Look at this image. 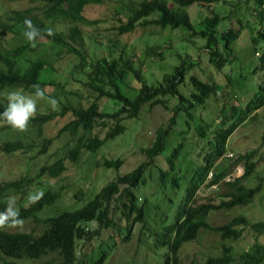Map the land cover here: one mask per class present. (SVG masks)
Here are the masks:
<instances>
[{"label":"trees","instance_id":"1","mask_svg":"<svg viewBox=\"0 0 264 264\" xmlns=\"http://www.w3.org/2000/svg\"><path fill=\"white\" fill-rule=\"evenodd\" d=\"M102 1L45 0L42 5L10 8L5 19H0V91L21 87L25 92L34 93L31 87L34 83H39L41 88H46L48 84L55 86L56 92L52 94L47 91V94L62 103L60 112L38 111L30 126H38L39 132L56 115L71 113L56 136L68 131L75 141L70 145L66 143L67 149L62 156L41 164L38 175L46 174L47 182L59 178L66 169L65 159L76 161L82 150L95 151L106 140L123 132L126 128L122 120L123 113L127 117H136L142 106L148 103L162 104L172 110V114L166 124L156 128L153 142L142 146L146 157L144 160L129 171L118 172L79 205L41 216L39 213L58 199L64 184L59 188L45 186L44 198L38 204L25 208L29 192L39 191L44 180L34 181V176L22 174L18 178L0 181V195L4 197L0 200V211L6 207L9 193H19L16 200L21 218L24 221L31 219L35 225H39L38 228L34 225L30 229L0 230V260L3 264H109L122 243H128L133 238V251L129 254L120 253L116 258L118 264H181L183 244L195 239L202 229L219 231L223 239L240 237L242 228L239 226L247 223L244 214H236L227 222L217 225L211 224L207 215L213 209L246 204L262 189L261 181L255 186L244 182L259 163L254 158L257 149L237 155L230 167L215 164V160L225 155L227 138L237 125L264 104V49L259 55L260 63L255 66V69L263 66L260 83L242 105L235 103L233 96L219 82L203 79L192 72L191 69L200 61L187 51L184 55L181 50H175L176 53L172 51V57L177 59L172 70L163 74L160 83H149L135 59L127 55L123 45L117 48L115 40L104 45L108 49L106 54L90 53L84 47L79 23L89 25L98 21L85 16V7L89 3ZM213 1L217 0H140L137 6L130 8L126 18L114 11L117 22L113 27L123 34L138 26L155 24L178 28L186 37H203L202 47L206 49L209 61L221 68L232 58L231 45L240 28L230 26L218 30L217 24L224 15L212 8L210 14L204 15L194 24L186 10L193 3L209 5ZM256 2L261 6L256 12L260 25L252 36L253 42L264 40V0ZM25 18H30L42 32L53 28L56 35L45 36V39L59 47L56 59L71 54L80 57L70 75L64 76L54 69L49 78L44 76L43 68L48 63L43 55L36 53L40 39H37L36 47H32L24 37ZM61 23H65L66 28H57V24ZM11 33L13 36L20 35L25 41L10 45L7 34ZM186 42L192 45L189 38H186ZM171 48L170 43L166 46L151 45L145 48V55L162 58L163 51ZM115 50L119 52L116 54ZM128 73L133 74L139 86H128L125 82ZM126 86L135 91L128 92ZM218 92L221 113L219 126L209 129V133L208 122L197 126L199 139L188 157L194 162L190 168L185 157L180 159L184 140L167 146L169 135L181 115L189 128L196 109L203 107L210 96L217 97ZM60 95L65 98L60 99ZM68 95L78 96L79 105H74ZM166 95L176 96L177 101L169 105ZM82 97L86 102L81 101ZM101 98L114 99L120 106L113 112L103 110ZM5 108L0 100V112ZM229 117L235 119L227 123ZM110 118L113 120L107 123ZM99 124L107 127L103 136L92 133ZM5 128L11 127L0 126V130ZM25 138L20 136L4 141L1 148L6 151H24L35 145ZM52 139V136L44 138L42 150L48 147ZM240 162H243V172L226 180L229 190L223 192L219 200L214 194L205 200L198 199L197 189L209 172L211 176L206 184L217 185L231 172V167ZM103 163L119 168L122 158H105ZM144 185H152L150 192L141 189ZM81 191L79 189L74 193L77 200L82 199L78 195ZM92 222L95 226L91 225ZM250 225L257 233H264V220L253 221ZM202 264H264V243L254 242L249 249L235 254L232 245L223 242L220 253L208 255Z\"/></svg>","mask_w":264,"mask_h":264},{"label":"rangeland","instance_id":"2","mask_svg":"<svg viewBox=\"0 0 264 264\" xmlns=\"http://www.w3.org/2000/svg\"><path fill=\"white\" fill-rule=\"evenodd\" d=\"M140 0H103L102 2H93L86 5L84 14L88 19H97L96 23L89 25L80 24L83 31V45L88 52L94 51L97 55L106 54L108 49L104 46L109 41L115 40L116 47L123 45L124 50L132 56L136 63L141 67L144 77L149 83L158 84L162 81L163 74L172 70L173 65L177 62L172 57V51L181 50L183 55L185 51L190 53L194 58H198L200 63L194 66L191 71L198 74L206 80H215L220 83L223 88L229 91L233 96L235 103L244 104L251 93L257 89L260 83L263 66H255L260 63V53L264 49V40L253 42L252 36L256 32V27L260 25L257 20L256 12L261 6L256 0H217L208 4L193 3L186 8L190 20L196 24L206 14H210V9L224 15L217 24L218 30H225L232 27H239L237 38L233 41L232 58L221 67L217 68L209 61L204 45L203 37H186L178 28L161 27L159 25H148L145 27L138 26L135 30L119 34L113 25L117 22L116 14L126 18L130 13V8L137 6ZM45 0H0V19H5V15L10 8H25L31 5H42ZM57 28H66L65 23L57 24ZM9 43L12 46L24 42V38L20 35L7 34ZM189 38L192 45L186 42ZM171 44L170 50H164V57L158 55H145V48L151 45ZM0 48H2L0 44ZM58 46L52 44L49 40H40L37 45L36 53L43 55L47 60V65L43 68L44 76L49 78L53 70L57 69L62 75H70L71 69L78 63L80 57L71 54L63 59H56L58 56ZM116 54L119 52L114 51ZM198 53H200L198 57ZM53 66V67H52ZM128 86H139V82L134 78L132 73H128L125 77ZM125 87L128 92L133 93L135 90ZM47 91L55 93L54 85H46ZM12 91H22L24 94H32L25 92L21 87L5 88L0 91V100L7 107V94ZM85 91L83 92V95ZM64 99V95L59 96ZM169 105H173L177 98L173 95H166ZM33 98H35L33 96ZM69 100L74 105H79L78 96L68 95ZM220 92L218 96H210L206 99L205 105L196 109L195 117L188 124L185 123L183 116H179L175 129L170 133V142L167 146H172L180 140H184V149L180 156L187 159L188 167H193L194 162L188 157L192 153V147L197 144L199 136L197 134V126L202 122H208L209 129H215L219 126L220 113ZM56 99V98H54ZM59 102V110H54L47 100L37 101L38 111H57L60 112L61 102ZM82 102H86L82 97ZM100 106L103 110L113 112L117 110L120 103L111 98H101ZM172 110L162 104L149 105L145 103L136 117H127L123 113V122L126 128L123 132L115 137L109 138L105 143L95 151L82 150L78 160L65 159L66 169L61 173L59 178L52 179L47 182V175H38L41 164L50 163L56 158L62 156L67 149L66 143L70 145L75 139L71 138L68 131H63L56 136L60 127L71 117L68 112L65 115H56L43 127V131H38V126H30L26 132H19L12 128L0 130V181L18 178L22 174L34 176V181L44 180L39 190H43L45 186L61 188V194L58 199L39 214L45 216L54 212H58L63 208L79 205L86 198L91 197L104 183L113 178L118 172H126L134 168L139 162L144 160L145 154L142 146L150 145L155 138V130L161 124L168 122ZM233 117L226 119L230 123ZM113 119H108L110 123ZM107 127L97 125L92 133H98L100 136L105 134ZM185 129V130H182ZM26 137L35 143L34 146L28 147L26 150L6 151L1 148V144L7 140H13L17 137ZM52 136V141L46 149L42 150L44 138ZM186 137V138H185ZM185 138V139H184ZM202 140L199 141V145ZM225 155L217 158L215 164H222L226 167L232 166L233 160L239 154H243L252 149H257L255 159L259 161L257 168L244 180L249 186H255L261 181L262 189L258 191L252 200L246 204H237L232 207H222L210 210L207 220L214 225L221 224L230 220L236 214H244L247 223L239 227L242 228L240 237L223 239L219 231L213 229H202L199 235L188 242H185L181 249V264H202L203 260L210 254H218L222 249V244H231L235 254L243 252L254 243H264V233H257L251 223L256 220H264V104L252 111L242 122H240L232 134L226 141ZM170 147H168L169 149ZM122 158L119 168L107 166L103 163L104 159ZM178 163V161H177ZM231 172L227 174L217 185H207L206 182L211 176V172L207 174L205 181L197 189L199 200H205L209 195H215L219 200L221 194L229 190L226 180L234 178L243 172V162L237 163L231 167ZM41 184V183H40ZM78 195L82 198L77 200L74 193L79 191ZM146 193L150 192L152 185H144L141 187ZM19 193H9L7 198H19ZM4 199L0 195V200ZM35 223L31 219L25 220L22 229H30ZM95 226V223H91ZM37 228L39 225H35ZM136 227V226H135ZM135 238L130 242L122 243L118 253H115L109 264H118L117 257L123 253H131ZM116 259V260H115ZM0 264H3L0 260ZM18 264H21L18 262ZM107 264V263H106Z\"/></svg>","mask_w":264,"mask_h":264},{"label":"clouds","instance_id":"3","mask_svg":"<svg viewBox=\"0 0 264 264\" xmlns=\"http://www.w3.org/2000/svg\"><path fill=\"white\" fill-rule=\"evenodd\" d=\"M23 23L25 26L23 35L32 47H36L37 39L43 40L45 36L54 37L56 35L51 27L47 28L46 32H42L30 18H25ZM31 87L34 89L32 94L26 95L22 91H12L7 94V107L0 112V126H9L19 132H26L38 115L37 101L47 100L54 110H59V102L48 96L46 88H41L39 83H34ZM44 195L43 190L29 192L25 208L38 204ZM24 223L17 200L15 197H9L6 207L0 211V230L22 229Z\"/></svg>","mask_w":264,"mask_h":264}]
</instances>
